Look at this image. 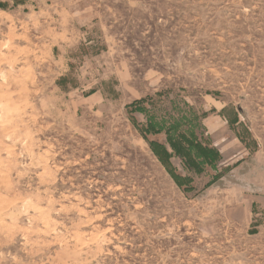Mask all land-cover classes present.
Segmentation results:
<instances>
[{"label": "rangeland", "instance_id": "rangeland-1", "mask_svg": "<svg viewBox=\"0 0 264 264\" xmlns=\"http://www.w3.org/2000/svg\"><path fill=\"white\" fill-rule=\"evenodd\" d=\"M170 88L204 189L126 114ZM0 264H264V0H0Z\"/></svg>", "mask_w": 264, "mask_h": 264}, {"label": "trees", "instance_id": "trees-1", "mask_svg": "<svg viewBox=\"0 0 264 264\" xmlns=\"http://www.w3.org/2000/svg\"><path fill=\"white\" fill-rule=\"evenodd\" d=\"M126 114L184 192L197 190L195 177L206 174L208 169L216 173L203 189L227 170L228 167L222 171L218 168L223 156L204 124L207 112L181 97L175 89H162L134 99L126 105ZM238 135L248 146L244 136L239 132ZM175 158L180 160L181 170L174 164Z\"/></svg>", "mask_w": 264, "mask_h": 264}, {"label": "crops", "instance_id": "crops-1", "mask_svg": "<svg viewBox=\"0 0 264 264\" xmlns=\"http://www.w3.org/2000/svg\"><path fill=\"white\" fill-rule=\"evenodd\" d=\"M222 161H223V159H222Z\"/></svg>", "mask_w": 264, "mask_h": 264}]
</instances>
